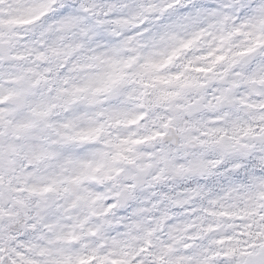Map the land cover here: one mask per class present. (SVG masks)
<instances>
[{"label": "snow or ice", "instance_id": "6c2138e0", "mask_svg": "<svg viewBox=\"0 0 264 264\" xmlns=\"http://www.w3.org/2000/svg\"><path fill=\"white\" fill-rule=\"evenodd\" d=\"M0 264H264V0H0Z\"/></svg>", "mask_w": 264, "mask_h": 264}]
</instances>
